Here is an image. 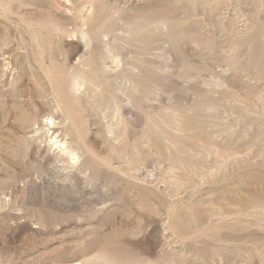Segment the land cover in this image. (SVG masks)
Listing matches in <instances>:
<instances>
[{"label":"rangeland","instance_id":"rangeland-1","mask_svg":"<svg viewBox=\"0 0 264 264\" xmlns=\"http://www.w3.org/2000/svg\"><path fill=\"white\" fill-rule=\"evenodd\" d=\"M0 264H264V0H0Z\"/></svg>","mask_w":264,"mask_h":264},{"label":"bare ground","instance_id":"bare-ground-1","mask_svg":"<svg viewBox=\"0 0 264 264\" xmlns=\"http://www.w3.org/2000/svg\"><path fill=\"white\" fill-rule=\"evenodd\" d=\"M104 69H105V66H104ZM132 75L135 76V72ZM38 117L26 119L23 113H14L12 117H10L12 118L13 122H17L23 128V130H25L23 132V137L25 138L23 139V142H25L26 148H24V151L21 155L18 153V155L15 154L14 156H12L14 161L16 163L17 162L23 163V159L27 157L32 150H35V153L42 156V158L49 159L52 162V165L54 166V168H56L58 164H60L61 167H63V169L68 170L69 168H74L78 164V170L80 171V173H83L85 170H88V168L83 169L84 163L80 162L81 157H83L86 153L89 152L86 147V143H83L80 146V144H78V142L72 138L70 127L66 126L67 119L62 120L60 122H55V118H53L51 114H46L45 124L43 123L44 125H42ZM34 126H36V128H33ZM71 126L73 127L76 125L72 123ZM45 128H46V131L44 133ZM39 132H42L41 139L42 138L47 139L45 142L41 140L40 144L37 143L38 141L37 134ZM30 133L34 135L30 138H26V136ZM48 134L50 135L48 136ZM42 143H44L43 146H41ZM35 168H38V167L36 166Z\"/></svg>","mask_w":264,"mask_h":264}]
</instances>
